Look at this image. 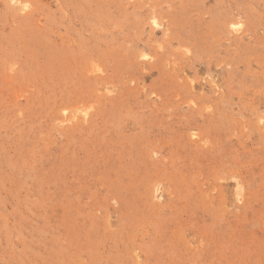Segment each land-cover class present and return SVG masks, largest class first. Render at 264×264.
I'll return each mask as SVG.
<instances>
[{"label":"rangeland","instance_id":"rangeland-1","mask_svg":"<svg viewBox=\"0 0 264 264\" xmlns=\"http://www.w3.org/2000/svg\"><path fill=\"white\" fill-rule=\"evenodd\" d=\"M0 264H264V0H0Z\"/></svg>","mask_w":264,"mask_h":264},{"label":"bare ground","instance_id":"bare-ground-1","mask_svg":"<svg viewBox=\"0 0 264 264\" xmlns=\"http://www.w3.org/2000/svg\"><path fill=\"white\" fill-rule=\"evenodd\" d=\"M24 6H26V5H24Z\"/></svg>","mask_w":264,"mask_h":264}]
</instances>
